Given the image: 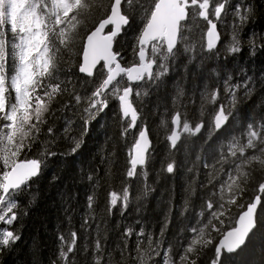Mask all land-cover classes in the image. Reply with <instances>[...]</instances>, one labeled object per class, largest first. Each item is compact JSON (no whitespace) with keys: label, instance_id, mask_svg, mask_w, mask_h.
<instances>
[{"label":"snow or ice","instance_id":"obj_1","mask_svg":"<svg viewBox=\"0 0 264 264\" xmlns=\"http://www.w3.org/2000/svg\"><path fill=\"white\" fill-rule=\"evenodd\" d=\"M0 12V254L20 244L23 220L42 194L61 201L69 225L58 233L53 264H81V256L84 264H244L255 254L250 243L264 236V73L236 62L245 50L264 52V32L244 31L256 12L252 0H0ZM133 28L126 58L120 41ZM170 78L171 127L162 117L154 132L145 102L155 95L167 114L160 93ZM189 80L199 101L194 113L182 104ZM109 111L122 140L135 135L126 169L114 173L109 162L106 177L118 178L119 190L113 184L103 213L123 219L151 191L152 137L161 132L166 152L157 175L183 169L186 177L182 200L169 196L158 233L138 218L119 225L115 247L101 228L95 188L77 230L76 194L67 183L60 188V174L46 177L59 159L99 186L97 170L85 174L77 160ZM141 177L143 194H135ZM249 193L260 194L245 201Z\"/></svg>","mask_w":264,"mask_h":264},{"label":"trees","instance_id":"obj_2","mask_svg":"<svg viewBox=\"0 0 264 264\" xmlns=\"http://www.w3.org/2000/svg\"><path fill=\"white\" fill-rule=\"evenodd\" d=\"M256 5L255 15L252 17L251 22L245 28V35L250 30L256 32H264V0H252ZM231 20L229 19V24ZM134 28L128 30V35L121 38L122 51H125V57L130 58V46L133 41ZM237 66L243 65L248 68L249 73H254L257 77L264 73V52H258L255 57H249L247 50L243 51L236 57ZM178 75V74H177ZM186 87V96L182 100V104L189 105V111L194 113L198 108V98L193 99L192 90L193 82L189 80ZM173 91V78L169 79L167 92H161V97L164 98L169 112L164 113V105L156 108V96L148 98L145 102V113L147 114V122L151 125L153 131L158 130V125L161 118H165L171 127V93ZM250 105H244V111H249ZM194 120H190V123ZM104 127L99 124L95 125L93 130L86 137L85 145L81 150V154L77 163L85 169V174L88 170H97L93 174L99 180V186H95L92 182L87 181L86 177L80 181L82 175L73 165L71 168H65L56 159L53 161L46 177L50 178L53 172L61 175V180L57 183L63 189L64 184H68V192L75 193V200L70 201L73 211L70 213L72 217V227L79 230L81 218L86 211L87 196L92 194L93 189L98 195L97 211L103 213V209L107 202V193L113 190H119V179L115 182L111 177H106L109 162H111L112 170L114 173H122L127 167L128 148L130 147L131 140L135 135V131L128 136L127 140L120 138V125L119 118L114 117L112 111H109L107 116L102 120ZM164 132H161L159 139L153 136L155 163L149 169V176L147 183L151 186V191L146 195H142L139 202H134L126 213L125 218H121L118 212L109 218L106 213H103V222L101 228H107V244L110 247H115L119 241L120 232L123 231L122 225L124 223H131L132 221L140 218L144 222V226L148 230H155L159 232L160 222L163 219V214L167 210L169 196L174 195L175 201L179 204L182 200L183 189L185 187V174L183 169L177 172L175 177L169 174L162 173L159 176L157 173L160 170V160L166 152V142L164 139ZM184 138L182 137V140ZM63 143L61 148L65 147ZM179 158H183V149L177 154ZM71 159V158H70ZM44 179L40 187L47 193L48 179ZM79 181V182H78ZM145 181L143 177L133 185V192L135 194H143ZM56 189H52L55 192ZM203 195V192L200 193ZM260 193H249V196L244 197L248 200L252 195ZM244 201H242L243 203ZM137 206L142 208L141 212L135 209ZM100 222L99 219L93 222L92 228L89 230L92 235L88 237L91 241L95 237L96 223ZM178 223V222H177ZM66 214L63 212L62 204L59 199L54 196L49 198V195L42 194L37 206L32 209L27 217L23 220V234L22 241L11 253L5 252L0 254V264H53V261L58 259L59 240L58 233L68 228ZM176 231V227H172L169 232V239L172 238ZM83 235V234H82ZM250 248L255 250V253L264 248V236L258 234L257 238L253 239L250 243ZM81 264H84V257H79Z\"/></svg>","mask_w":264,"mask_h":264},{"label":"clouds","instance_id":"obj_3","mask_svg":"<svg viewBox=\"0 0 264 264\" xmlns=\"http://www.w3.org/2000/svg\"><path fill=\"white\" fill-rule=\"evenodd\" d=\"M244 264H264V248L259 249L254 255L248 257Z\"/></svg>","mask_w":264,"mask_h":264},{"label":"rangeland","instance_id":"obj_4","mask_svg":"<svg viewBox=\"0 0 264 264\" xmlns=\"http://www.w3.org/2000/svg\"><path fill=\"white\" fill-rule=\"evenodd\" d=\"M0 16H3V13L2 12H0Z\"/></svg>","mask_w":264,"mask_h":264}]
</instances>
